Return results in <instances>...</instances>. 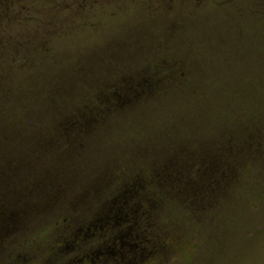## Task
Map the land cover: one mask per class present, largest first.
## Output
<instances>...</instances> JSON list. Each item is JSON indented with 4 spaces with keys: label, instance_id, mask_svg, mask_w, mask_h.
Instances as JSON below:
<instances>
[{
    "label": "rangeland",
    "instance_id": "obj_1",
    "mask_svg": "<svg viewBox=\"0 0 264 264\" xmlns=\"http://www.w3.org/2000/svg\"><path fill=\"white\" fill-rule=\"evenodd\" d=\"M2 1L7 3V12L15 17L9 25L0 26V35L20 34L31 26L25 22L26 17L32 15L30 20L35 22L48 9L44 0H11L9 6L7 0ZM241 1L84 2L87 7H82L83 12L89 9L90 13L83 17L81 12V18H76L71 28L76 32L74 37L55 43L58 53L71 59L68 66L75 63L72 60L75 48L86 50L83 48L86 46L93 51L105 47L119 38L129 24L135 25L132 22H140L147 15L153 16L150 12L164 8L168 13L156 20L172 17V11L186 19L198 18L194 28L182 31L186 32L182 46H169L156 57L158 61L182 65L186 73L162 76L148 97L90 125L94 127L85 138L79 139V146L69 154L70 160L61 163L58 155L39 158L42 167L58 166L65 171L63 192L53 204L51 217L33 219L20 232L0 241V264H21L15 259L18 252L26 256L22 264H58L54 251L59 240L57 233L64 230L67 218H74L75 222L89 220L101 202L115 196L123 184L136 177L143 179L147 191L154 194L150 168L160 165L165 157L177 162L192 161L186 173L195 181L196 155L203 152L214 156L221 171L211 175L212 184L202 188L195 202L165 195L172 200L167 199L171 205L159 207L156 203L150 229L155 244L129 258L128 264H264V29H239L232 35L210 29L204 21L216 10L233 16ZM213 2L219 8L211 6ZM69 3L63 1L65 6ZM17 17L24 21L18 22ZM214 37L230 38L236 47L251 51L237 49L232 55L218 57L217 50L223 43L195 44ZM251 56L256 57L255 61ZM152 61L148 57L146 62ZM254 62L258 68L251 65ZM257 70L261 75L254 74ZM259 79V85L253 89V81ZM96 95L94 88H86L79 99L72 98L69 106L59 108L64 113L97 108ZM26 107L43 111V104L29 100L10 110L6 123L9 126L17 123L18 131L30 133L32 121L24 116ZM44 121L47 124L46 118ZM64 149L61 142L58 151ZM90 183H95L97 194L86 193L82 204L68 207Z\"/></svg>",
    "mask_w": 264,
    "mask_h": 264
},
{
    "label": "trees",
    "instance_id": "obj_2",
    "mask_svg": "<svg viewBox=\"0 0 264 264\" xmlns=\"http://www.w3.org/2000/svg\"><path fill=\"white\" fill-rule=\"evenodd\" d=\"M7 1L9 6L11 0ZM44 1L48 9L40 20L34 22L30 20L33 16H28L24 20L31 26L20 34L0 35V241L20 232L33 219L52 216L53 204L63 192L65 171L58 166L44 168L39 164V158L58 155L61 163L70 160L69 154L77 149L79 139L85 138L94 127L90 125L148 97L162 76L185 75L182 65L163 59L158 61L156 57L169 46H182L181 39L186 33L182 31L194 28L198 21L196 17L186 19L177 11H172V17L156 20L168 13L167 9L161 8L159 12H150L153 16L147 15L140 22H132L135 25L129 24L127 29L120 31L119 38L111 40L105 47L93 51L86 46H83L86 50L75 48L72 59L75 63L68 66L71 59L58 53L55 43L74 37L73 23L76 18H81L84 2L91 0H79V3L78 0ZM63 1L70 3L65 6ZM6 5L4 1L0 2L2 27L9 25L15 17L7 12ZM211 6L219 5L213 2ZM163 10L166 11L160 13ZM250 11L253 15L264 16V0H257ZM89 13L88 9L81 16ZM236 15L241 17L243 9ZM224 16L219 19L208 17L204 21L224 30L231 28L230 23L236 25L231 15ZM21 19L18 22L24 21ZM226 41V38L214 37L195 44L205 46ZM148 57L154 61L147 63ZM91 87L97 94V108L62 112V107L69 106L68 101L79 99L84 90ZM29 100L33 104H43V111L25 108L24 116L32 121L33 129L23 133L17 130L20 125L15 122L16 126H9L6 118L11 109L19 108ZM40 126H48V129ZM61 142L65 149L58 151ZM210 156L207 152L196 155L195 181L186 173L192 161L177 162L172 157H165L160 165L150 168L152 188H159L174 200L186 197L192 202L197 201L202 188L212 184L211 175L220 170L214 156ZM89 192L97 194L95 183L88 184L68 207L82 204ZM155 204L154 194L147 191L143 179L136 177L123 184L115 196L101 202L89 220L75 222L74 218H67L64 230L57 233L59 240L54 251L61 260L68 255L75 257L71 264H78L80 255L95 257L99 252L103 254L96 264L107 261L128 264L129 258L148 251L155 244L150 230ZM112 249L116 254L109 260L107 252ZM15 259L22 264L26 256L18 252Z\"/></svg>",
    "mask_w": 264,
    "mask_h": 264
},
{
    "label": "water",
    "instance_id": "obj_3",
    "mask_svg": "<svg viewBox=\"0 0 264 264\" xmlns=\"http://www.w3.org/2000/svg\"><path fill=\"white\" fill-rule=\"evenodd\" d=\"M257 1V0H256ZM255 0L252 2V0H242L241 1V4L236 6L235 8V11L234 12H237L239 11V9H243V15H242V19H239L238 16L236 15L237 13L233 14V16L231 15V18L235 19V24L233 23H230L231 24V28L228 29V30H224L218 26H214L213 23H206L207 27L210 28V29H221L223 30L224 32L228 31L229 34H232L233 33H236L239 29H242L244 31L246 30H263L264 29V17L261 18L260 16H257V15H253L252 12L250 11V8L255 4L256 2ZM225 11V10H224ZM216 14H214L213 16L210 17V19H219L220 17H225L224 15H227V14H224L221 10H216V12H214ZM225 34V33H224ZM230 38H228V40L226 42H223V45H221V48H218V57H222L223 54L225 55H228V54H233L237 51V49H242V51H251L250 48H246V47H236L235 45H233V43H231L230 41ZM230 42V43H229ZM246 46V44H245ZM253 57L252 59H256V57L254 56H251ZM222 62V60H221ZM252 66H256L257 68L259 67L257 65V63H252L251 64ZM251 65H250V68H251ZM258 72H254V74H257V76L261 75V72L259 70H257ZM259 82H260V79L257 80V81H253V86L252 88L253 89H256L257 85H259Z\"/></svg>",
    "mask_w": 264,
    "mask_h": 264
},
{
    "label": "flooded vegetation",
    "instance_id": "obj_4",
    "mask_svg": "<svg viewBox=\"0 0 264 264\" xmlns=\"http://www.w3.org/2000/svg\"><path fill=\"white\" fill-rule=\"evenodd\" d=\"M153 191H154L153 193L155 196V201L159 207H162L164 205H169V204L171 205V202L170 203L167 202L168 198L165 196V194H163V192L159 188L156 187V188H154ZM169 201H172V200H169ZM102 254L103 253L99 252L96 254L95 257H88L86 254H84L82 256L80 255L78 257V262H79L78 264H96L97 262L100 261L99 260L100 255H102ZM107 254H109L108 259L110 260L111 258H113V256L116 254V252L112 249L109 252H107ZM74 259H75V257H71V255H68L66 258H63L62 260L60 258H57V262H58V264H71L72 261H74ZM106 264H113V262L107 261Z\"/></svg>",
    "mask_w": 264,
    "mask_h": 264
}]
</instances>
